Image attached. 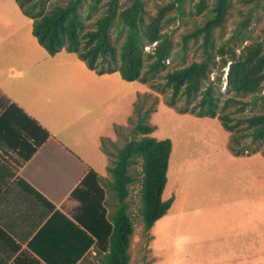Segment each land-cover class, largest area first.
Returning <instances> with one entry per match:
<instances>
[{
    "label": "crops",
    "instance_id": "0c3cea01",
    "mask_svg": "<svg viewBox=\"0 0 264 264\" xmlns=\"http://www.w3.org/2000/svg\"><path fill=\"white\" fill-rule=\"evenodd\" d=\"M31 31L16 1L0 0V98L17 107L0 119V264H99L86 223L97 201L111 211L101 139L116 143L114 126L152 91L117 71L97 74L73 52L49 55ZM164 111L148 120L154 138L171 142L161 194L171 204L132 252L133 225L128 264H171V255L177 264H264V156L210 154L204 139L172 137L185 118ZM207 167L226 186L207 185Z\"/></svg>",
    "mask_w": 264,
    "mask_h": 264
},
{
    "label": "trees",
    "instance_id": "16d2710c",
    "mask_svg": "<svg viewBox=\"0 0 264 264\" xmlns=\"http://www.w3.org/2000/svg\"><path fill=\"white\" fill-rule=\"evenodd\" d=\"M15 1L32 20V35L49 55L62 49L73 52L97 74L117 71L123 80L139 81L164 95L169 106L176 107L183 100L179 109L190 110L198 117L217 118L226 131L233 132L227 144L233 155L256 153V144L264 141V94L260 92L264 87V44L242 31L247 18L237 23L230 38L217 43L214 35L222 30L233 0H196L188 13L202 19L192 30L180 34L177 42L165 28L177 19L182 21L184 0L155 2L153 13L146 9L145 0ZM259 1L264 2L256 0V5ZM261 7L264 9V4ZM190 43L199 59L187 63ZM149 46L151 49L146 50ZM177 57L181 59L179 64L173 62ZM225 67L226 85L220 91ZM1 97L0 119L9 114V108H17ZM150 97V104L145 106ZM244 97L246 101L241 100ZM157 102V97L148 93L136 95L135 118H128L129 131L122 136L121 128H114L123 139L114 152L105 148L108 139H101L102 150L113 158L107 166L111 211L107 212L105 201H97L89 206L86 223L96 238L99 264H128L134 229L127 202L131 186H138L143 231L171 204V198L161 199L171 142L154 138L151 133L155 127L148 122ZM229 104L235 108L224 112ZM257 104L258 112H243L246 106ZM260 154L264 156V152ZM91 176L95 173L89 171L82 183L88 184Z\"/></svg>",
    "mask_w": 264,
    "mask_h": 264
},
{
    "label": "rangeland",
    "instance_id": "374dc122",
    "mask_svg": "<svg viewBox=\"0 0 264 264\" xmlns=\"http://www.w3.org/2000/svg\"><path fill=\"white\" fill-rule=\"evenodd\" d=\"M59 1L63 2V0H59ZM145 1H146V9L150 13H153L155 2H161V1L168 2L169 0H145ZM195 1L196 0H184L185 13L182 17V21L177 19L175 23L171 22L165 28L171 32V37H172L173 42L179 41L180 40V34L189 32L190 30L193 29L194 26H196L201 21V19H202L201 16L190 15L188 13L191 10V6ZM208 1L210 2L211 0H208ZM256 4H257L256 0H250L247 2H243V1L240 2L237 0H233L232 1L233 8L227 14L226 19L223 23L222 30H220V31L216 30V32L214 34L216 42L218 43L220 41V39L225 40V39L230 38V36L233 33V29L236 27L237 23L239 21L247 18L248 24L245 28L242 29V31L244 32L245 35L250 34L253 37L259 38V40H261L264 44V9L261 7V5L264 4V2L259 1L258 2L259 5H256ZM236 9H240V11L242 12L243 15H239ZM169 15L172 16L173 12H171ZM191 43H190V50L187 51V53H186L185 62H187V63L191 60H198L199 59L198 55H195L192 53L193 47L191 46ZM145 49L150 50L151 46L145 47ZM180 60L181 59L179 57H177L173 62H175V64H179ZM165 63L168 64V61L166 60ZM168 66H170V65H168ZM223 69H224L223 70L224 73H223L222 78L224 79V82L221 84L220 91H224L225 84H226L225 73L227 71V67H225ZM211 78H213V75H211ZM149 90H151V89L149 88ZM260 92H261V94H264V87ZM142 94H144V93H142ZM142 94H139V95H142ZM148 94H150L151 96H156L158 99L157 103H159L161 101L163 104V107L161 105L160 106L155 105V109L159 108L161 112H165L164 110L168 111V109H169V110L175 112L176 115L182 116L183 118H185L182 121V123H177L175 125L176 128H178V129H176L175 131L173 129V131L170 133V136L174 137L176 135V133L179 131L180 137L184 136V134H185V136H187V138L197 139L198 140L197 142L203 141V139H204V141L208 144L207 149H208L210 154L223 155L222 151L227 147L229 137H230V135H232L233 132L232 131L231 132L226 131L221 126L220 121L217 118H215V117L214 118L198 117L193 112H191L190 110L179 109L182 106L183 100H180L179 102H177V106L174 107V106H169L166 104V102H164V95H161V94L157 93L156 91H152L151 93H148ZM165 94H169V93H165ZM166 96H168V95H166ZM166 96H165V98H166ZM241 100L246 101L247 97H244ZM145 102H146L145 106L149 105L151 102V97L147 98V101H145ZM263 103H264V101H263ZM234 108L235 107L233 105L229 104L224 109V112H227L228 109H229V111H231ZM258 110L259 109H258V104H257L254 107L251 105L246 106V108L244 109L243 112L245 114H250V113L258 112ZM234 116H236V115H234ZM130 117L132 119H134L135 115L132 114ZM149 117H151V115ZM148 122H150V120H148ZM168 124L173 125V124H171V122H167V125ZM115 127L121 128L120 132L122 133V136H124L129 131L130 125L127 122V124L125 123L122 125L114 126V128ZM161 129H162L161 134L163 135V129H165V127L161 128ZM114 131H115V129H114ZM163 139H165L164 135L161 139H158V140H163ZM122 144H123V139L116 133V143H114V146H111L109 144V140H107L105 143V148L110 152H114V147H120ZM184 149H186L185 146L181 145V147L177 150V152L174 153V157H176V156L178 157V153L183 152ZM255 150H256L255 152L257 154L263 153L264 152V141L256 144ZM229 152H230V150H229ZM109 159H110V161L113 160L112 157H109ZM136 170H139L138 166H136ZM204 177L206 180L210 179V181L207 183V185H209V186L221 187L224 184L226 186L225 180L212 178V168L211 167H207L205 169ZM110 180H111V177L109 175L107 183ZM127 201H128V204H129V202L131 203V205L128 206V211L131 214V218H132V221H133L134 226H135V235L133 237V244H132V252H133L134 248H138L140 246V242L142 241V239L145 238V232H146V231H143L141 218H140L141 216L139 215L140 202H139V195H138V187H136V186L130 187L129 196L127 197ZM168 261L171 264H177L178 263V260L175 259V257L173 255L170 256V259Z\"/></svg>",
    "mask_w": 264,
    "mask_h": 264
},
{
    "label": "water",
    "instance_id": "95a60500",
    "mask_svg": "<svg viewBox=\"0 0 264 264\" xmlns=\"http://www.w3.org/2000/svg\"><path fill=\"white\" fill-rule=\"evenodd\" d=\"M226 85V84H225Z\"/></svg>",
    "mask_w": 264,
    "mask_h": 264
}]
</instances>
